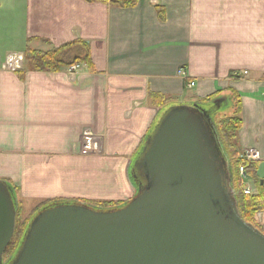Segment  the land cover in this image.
<instances>
[{
    "label": "crops",
    "instance_id": "1",
    "mask_svg": "<svg viewBox=\"0 0 264 264\" xmlns=\"http://www.w3.org/2000/svg\"><path fill=\"white\" fill-rule=\"evenodd\" d=\"M77 40L93 69L0 70V180L17 188L20 209L131 200V168L153 126L214 95L239 97L237 149L264 162V0H0L2 63ZM89 133L99 150L83 155Z\"/></svg>",
    "mask_w": 264,
    "mask_h": 264
},
{
    "label": "water",
    "instance_id": "2",
    "mask_svg": "<svg viewBox=\"0 0 264 264\" xmlns=\"http://www.w3.org/2000/svg\"><path fill=\"white\" fill-rule=\"evenodd\" d=\"M135 166L144 184L125 206L40 210L11 263L19 205L0 180V264H264V233L241 216L205 110L168 109Z\"/></svg>",
    "mask_w": 264,
    "mask_h": 264
},
{
    "label": "trees",
    "instance_id": "3",
    "mask_svg": "<svg viewBox=\"0 0 264 264\" xmlns=\"http://www.w3.org/2000/svg\"><path fill=\"white\" fill-rule=\"evenodd\" d=\"M89 2H110L112 5L121 7V8H131L135 7L139 0H87ZM159 14L161 17L163 16V12L159 10ZM26 69L35 72H46V73H57L63 69H69L78 65H86L90 69H93V64L91 60V52L90 47L87 43L77 40L75 42L66 44L60 48H54L50 52H39L35 50L28 49L24 54ZM24 70V69H23ZM21 71H17L16 73H20ZM217 95L211 96L203 101L197 102L196 105L202 110H205L210 118L215 122V132L219 139V142L222 146V149L228 159L229 162V173L231 178V186L235 194L238 195V191H240V186L242 184L240 179V168L244 167L245 170H248V173L253 177L256 176L258 171V163H250L246 162L242 159V156L238 149V133L242 127V119L240 118L241 111V102L239 97L234 93L232 97H230L225 103L218 101ZM232 103L235 111V115L229 118H221L218 119L219 110L223 108L225 105ZM158 123V122H157ZM157 123L153 126L150 131V135L156 128ZM149 135V136H150ZM143 149H140L136 154V159L138 160L143 153ZM137 168H134L132 171L130 178L133 186L137 189L144 184V181L139 172H137ZM247 172V171H246ZM256 172V174H255ZM247 173V174H248ZM137 175V177H135ZM9 185L13 196L17 198V188L8 180H6ZM261 184V183H260ZM259 184V186H260ZM264 187H260L258 194L253 196H248L245 194L236 195V200L238 202V208L241 213V216L245 222L253 225L256 229H258V225L256 223L255 217L259 211L264 210ZM261 190V191H260ZM83 203L92 207L97 211H109L114 209H119L125 206L127 203L125 202H112V201H77V200H54L48 201L44 203L38 210H43L45 208L54 207L64 203ZM20 213V208L18 209V216ZM37 214V213H36ZM35 214V215H36ZM18 216H17V227L16 233L18 232V228L20 231V227H18ZM34 217H32L33 219ZM32 219L29 220L27 224L24 225V229H22L21 237L19 241L14 245L13 242L9 245L6 253L9 251L10 257L5 260H9L10 262L15 258L21 243L22 239L26 233V229L29 226ZM260 230V229H259ZM20 233V232H19ZM6 256V254H5ZM8 263V264H9Z\"/></svg>",
    "mask_w": 264,
    "mask_h": 264
},
{
    "label": "rangeland",
    "instance_id": "4",
    "mask_svg": "<svg viewBox=\"0 0 264 264\" xmlns=\"http://www.w3.org/2000/svg\"><path fill=\"white\" fill-rule=\"evenodd\" d=\"M232 109H234L232 103H229V104L225 105L223 108H221L219 110V114L217 116L218 119L224 118V116H226L225 118L232 117L231 116L232 115ZM259 161L258 162H250V163H258L259 164L258 171H257V174L255 172L256 176L253 177L252 175H250L248 173V170H246L247 171L246 172V177L244 178V184L245 185L243 184V177L240 175V179H241L242 184L240 186V191H238V195L239 194L241 195L242 193L244 194V190H247L249 188H252L254 190V192H255V195H256V194H258L260 187L261 188L264 187V183L262 184V181H264V162L259 163ZM135 163H136V158H135V160L133 162V165H132V168H131V173L134 170V168H136ZM135 177H137V175ZM259 184H260V186H259ZM234 194H235V192H234ZM236 195L237 194H235V198H236ZM129 201H127V202H129ZM127 202H125V203H127ZM35 207H36V202H33V201H30L29 204H27L26 206L24 205L23 207H21L20 213H19V216H18V223H19L18 227H20V231H19V228H18L17 229L18 232L15 234V237L13 239V241H14L13 242V247L19 241V239L21 237L20 235H21L22 229L25 228L24 225L27 224L29 222V220L32 219V217H34L35 214L37 213V212L36 213L34 212ZM255 220H256V223L258 225V230L260 229L259 231L264 233V210L259 211L257 213V215L255 217ZM26 231H27V229H26ZM10 253L11 252H9V251L6 253L5 259L10 257Z\"/></svg>",
    "mask_w": 264,
    "mask_h": 264
},
{
    "label": "built area",
    "instance_id": "5",
    "mask_svg": "<svg viewBox=\"0 0 264 264\" xmlns=\"http://www.w3.org/2000/svg\"><path fill=\"white\" fill-rule=\"evenodd\" d=\"M25 63L24 54H12L8 56L4 63L0 61V70H7L11 72H17L22 70ZM78 66L72 67V70H75ZM195 84L191 83L189 84V87H194ZM99 146H98V138L92 134H86L84 136V143L82 147V154L88 155V154H94L98 152ZM242 159L247 162H258L260 158L259 152L256 150H248L246 151ZM240 175L243 177V184H244V178L246 177V170L244 167L240 168ZM245 185V184H244ZM244 194L248 196L255 195V192L252 188H249L247 190H244Z\"/></svg>",
    "mask_w": 264,
    "mask_h": 264
},
{
    "label": "flooded vegetation",
    "instance_id": "6",
    "mask_svg": "<svg viewBox=\"0 0 264 264\" xmlns=\"http://www.w3.org/2000/svg\"><path fill=\"white\" fill-rule=\"evenodd\" d=\"M141 186H143V184H141Z\"/></svg>",
    "mask_w": 264,
    "mask_h": 264
}]
</instances>
